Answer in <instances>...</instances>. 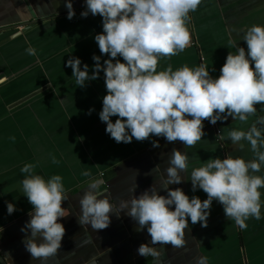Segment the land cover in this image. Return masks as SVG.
<instances>
[{
	"label": "crops",
	"instance_id": "1",
	"mask_svg": "<svg viewBox=\"0 0 264 264\" xmlns=\"http://www.w3.org/2000/svg\"><path fill=\"white\" fill-rule=\"evenodd\" d=\"M72 5L75 15L68 19L65 0H0L1 259L5 264H42L26 251L22 242L26 233L20 231L32 209L21 187L27 174L20 169L33 164V174L45 181L60 175L66 197L61 205L65 217L59 218L65 228L61 247L43 264H194L196 257H204L206 264H264V203L261 219L249 217L247 227L240 229L226 219L222 205L213 200L207 226L189 222L182 247L153 245L158 257L137 254L138 246L147 243L150 236L146 229L136 231V222L118 208L119 214H110L111 222L105 229L93 230L78 223L79 198L91 181H101L98 191L118 205L132 197L133 188L138 196L154 184L159 186L160 174L152 170L156 165L166 167L174 148L188 155V169L181 173L185 177L209 158L254 159L246 141L233 143L224 134L231 128L246 130L258 117H264V104L254 105L256 112L246 122L232 121L231 117L217 121L219 135L204 120L205 136L192 146L167 142L161 136L115 142L98 115L107 94L103 71L96 80L78 87L71 67L65 66L70 57H77L81 66H89L91 74L93 55L101 56V64L109 58L101 55L94 40L103 31L102 18L90 13L82 17L84 0H72ZM33 22L23 31L26 23ZM254 24L264 25V0H201L185 22L190 44L176 55L160 57L156 71L169 65L175 71L203 63L216 78L229 52L235 54L239 46L246 49L243 32ZM28 47L35 49V55L27 53ZM113 59L123 62L119 56ZM111 119L115 122L117 117ZM153 141L159 147H153ZM84 171L89 175H81ZM169 187L181 188L189 198H207L202 190L193 192L188 180ZM159 194L166 193L161 190ZM7 202L16 208L10 215Z\"/></svg>",
	"mask_w": 264,
	"mask_h": 264
},
{
	"label": "clouds",
	"instance_id": "2",
	"mask_svg": "<svg viewBox=\"0 0 264 264\" xmlns=\"http://www.w3.org/2000/svg\"><path fill=\"white\" fill-rule=\"evenodd\" d=\"M86 10L80 15H99L103 31L94 36L101 55L108 59L95 61L91 74L89 66L70 57L65 66L72 69L78 87L96 80L101 70L107 94L102 98L99 119L106 123L105 132L115 142L143 141L150 136H161L167 142L180 141L185 147L194 145L205 136L203 121L216 124L232 118L246 122L256 112L254 105L264 104V25L248 27L242 36L245 47L229 52L220 68V75L213 78L210 70L201 63L187 65L173 71L169 65L156 71L158 59L176 55L190 44L185 26L187 15L195 11L201 0H84ZM67 18L75 15L72 0H65ZM231 43V41H229ZM35 55V49H26ZM122 57L120 59H113ZM214 70V69H213ZM2 82V81H0ZM89 110V114L91 113ZM116 116L115 122L111 117ZM259 125V127H258ZM233 143L246 141L254 159L242 157H215L193 167L187 177L181 175L188 169L186 152L173 149L166 160V167L156 165L158 185L154 184L138 196L135 188L130 199L110 203L98 191L99 180L91 181L79 198L78 223L93 230L105 229L111 222L110 214L125 211L137 224L136 231L146 229L150 236L136 252L143 257H158L153 245H184L185 230L191 224L207 226L213 200L222 205L226 219L240 229L247 227L249 218L261 219V200L264 190V117H258L247 129L231 128L224 134ZM159 147L158 142H152ZM53 163L55 159L53 158ZM33 164H25L20 171L27 175L21 181L23 195L32 205L30 219L20 229L26 233L22 242L32 260L42 264L61 247L65 228L59 218L65 217L62 201L64 186L60 175L47 181L33 174ZM261 173V174H258ZM83 176L89 173L84 171ZM183 180L191 182V190L206 193L201 200L189 198L181 188L172 184ZM165 191V195L159 194ZM7 213L16 208L6 203ZM194 264H206L204 257L194 258Z\"/></svg>",
	"mask_w": 264,
	"mask_h": 264
},
{
	"label": "water",
	"instance_id": "3",
	"mask_svg": "<svg viewBox=\"0 0 264 264\" xmlns=\"http://www.w3.org/2000/svg\"><path fill=\"white\" fill-rule=\"evenodd\" d=\"M32 24H34V22L33 23H26V25H24L25 28L23 29V31L30 28L32 26ZM0 264H5L4 261L1 259V256H0Z\"/></svg>",
	"mask_w": 264,
	"mask_h": 264
},
{
	"label": "built area",
	"instance_id": "4",
	"mask_svg": "<svg viewBox=\"0 0 264 264\" xmlns=\"http://www.w3.org/2000/svg\"><path fill=\"white\" fill-rule=\"evenodd\" d=\"M208 125L211 126V127H213V128H215V129H216V132H217L218 135L220 134V130L217 129L216 124L212 125V124H209V123H208Z\"/></svg>",
	"mask_w": 264,
	"mask_h": 264
}]
</instances>
